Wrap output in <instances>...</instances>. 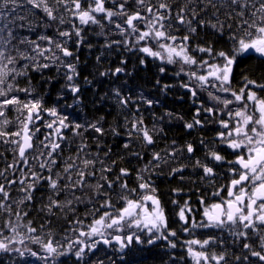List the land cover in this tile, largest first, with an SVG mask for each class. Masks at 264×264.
Masks as SVG:
<instances>
[{"label": "snow or ice", "instance_id": "obj_1", "mask_svg": "<svg viewBox=\"0 0 264 264\" xmlns=\"http://www.w3.org/2000/svg\"><path fill=\"white\" fill-rule=\"evenodd\" d=\"M20 8L24 14L18 12ZM36 10L44 14L43 18L36 17ZM0 20L7 21L0 26V144L10 145L13 156L11 163L0 168V217H5L0 222V252H16L21 256L28 253L45 264H60V258L66 256H73L78 264H93L89 256L100 245L121 254L133 242L153 245L157 240H166L169 247H177L170 239L177 237V232L168 227V217L152 176L158 174L156 170L161 165L178 163V152L194 153L193 144L186 143L181 148L173 141L171 148L151 152L150 159L136 170L137 185L133 188L125 179L131 175L129 169H116L117 162L110 158L111 149H102L97 137L93 152L87 142L84 133L89 130L99 137L105 134L100 121L83 124L71 121L57 106L45 107L43 97L35 94L31 73L55 68L74 104L81 103L77 53L85 43V29L96 26L97 35L105 37L102 48L111 50L115 46L131 56L141 54L136 64L145 68L147 58L158 60L161 75L167 65H175L174 74L186 77L179 87L193 98L206 94L210 106L201 102L192 122L185 123L187 129L203 127L205 123L219 125L205 159L210 158L217 167L229 165V182L211 192L212 197L218 198L216 202L205 204L200 198L199 203L204 205L200 220L188 215L193 209L187 201L183 206L172 201L179 207L176 215L182 222L183 233L194 237L197 229L219 230L217 235L203 240L182 241L188 256L194 264H230L231 258L223 247L227 233L231 244L239 243L244 250L242 255L234 256L235 264H264V96L259 94L264 92V83L245 76L238 91L232 86L233 68L238 61L264 60V0H0ZM105 22L118 30L121 40L107 39L112 33L111 29L105 31ZM65 24L68 27L61 30ZM9 25L29 30L36 26L54 28L55 36L40 35L38 40H30L13 35ZM181 28L184 34L177 35ZM205 28L213 35L226 37L227 49H214L211 42L190 43L198 30ZM14 40L17 42L13 43ZM102 55L103 52L96 56L95 75L100 78L116 80L136 71L135 66L129 68V58L124 56L119 66L104 69ZM21 81L25 86H21ZM83 83L91 85L92 80L85 76ZM126 86L127 80L110 89L123 119L119 126L113 125L108 131L115 137L121 134L120 127L124 129L128 138L123 145L125 149L131 147L133 139L141 142L142 147L154 145V137L163 129L155 122L151 128L145 124L137 101L131 94L121 92V87ZM155 86L164 94L175 87L162 84L159 78ZM20 93L24 94L23 99ZM139 99L148 107L159 103L142 93ZM10 111L15 113L12 118L8 116ZM125 111L130 115H123ZM215 141L230 150L234 158L221 155L223 149L217 151ZM200 144H205L203 138ZM131 155L144 159L142 151H132ZM186 167L179 164L170 168L169 175L180 173L183 180ZM193 168L202 170V179L217 175L214 167L199 159ZM14 185L16 196L12 195ZM45 187L47 192L40 198L38 212L66 221L73 214L68 221L71 227L62 240L55 238L52 229L43 235H33L43 233L47 225L41 224L37 229L31 220L25 219L32 209L34 194ZM113 194L120 207L113 202ZM79 205L86 206L83 218L76 214ZM89 217L91 220L86 223ZM47 224H51V219ZM69 232L73 235H68ZM141 234L147 239H142ZM26 240L38 245L40 251L27 246L23 251L12 247L25 245ZM217 244L223 249L219 254L208 250L210 245ZM107 260L108 264H116L110 256ZM95 264H105V260L96 259Z\"/></svg>", "mask_w": 264, "mask_h": 264}, {"label": "trees", "instance_id": "obj_2", "mask_svg": "<svg viewBox=\"0 0 264 264\" xmlns=\"http://www.w3.org/2000/svg\"><path fill=\"white\" fill-rule=\"evenodd\" d=\"M18 12L20 14H24V9L20 8L18 9ZM43 16L44 14L42 12L36 10L37 18H43ZM9 19H11V17H9ZM6 22L7 21L5 20H0V26ZM18 23L19 22H17V24ZM105 23V31L111 29L112 33L107 37V39L121 40L122 37L117 34L118 30H116L114 26L107 25V22ZM9 27L13 28V35L28 38L30 40H38L40 35L55 36L54 28L46 30L40 26H36L33 30H29L28 28H18L14 25H9ZM67 27L68 25L65 24L62 26L61 30L66 29ZM98 32L99 29L96 28V26L86 28L83 33L85 43L81 45L80 50L77 53L80 58L79 67L81 71L78 81L81 84V103L79 105H75L72 95L63 89L64 81L62 76L57 74L55 68L44 70L43 73H31L32 85L36 89L35 94H39L43 97L45 107L57 106L64 114L68 115L69 120L71 121L82 124L85 123V121H100L105 129V134L102 137H99V134L89 130L84 133L87 142L91 146L93 152L96 151L95 138L97 137L99 138L102 149L110 148V158L111 160H115L117 162L116 169L120 167L129 169L131 175L125 179H127L129 186L133 188L137 185V181L135 179L136 170L143 167V165L150 159L151 152L161 151L166 147L171 148L173 146V141H175L176 145L181 148H183L186 143H192L195 148L194 153L188 154L184 152L181 154L178 152V163L161 165V167L156 170L158 174L152 176L154 186L157 189V195L160 199L164 200L165 198L167 200L166 207L168 208L167 214L169 217V225L170 228L174 230L175 206L172 201L175 199V193H190L191 196H189L187 200L189 203L192 201L191 204H193L201 194H204L207 191V188H212L214 191L230 179L227 172L229 165L224 164L222 167H217L215 163L210 162V158L205 159V153L208 151V148L212 146L214 137L216 136L217 131L220 130L219 125L215 123H205L203 127L197 126L191 130L187 129L185 127V123L192 122L196 108L199 107L200 103L203 102L205 107L210 106L206 94L201 93L198 98H193L187 90L179 87V84L182 81L186 82V77L183 75L176 76L174 74L177 71V66L175 65H167L165 74L161 75L158 72V66L161 62L158 60L153 61L151 58H147V67L145 68L136 64V61H138L141 54L131 56L130 53L126 54L123 48L117 49L115 46L111 50L102 48V45L105 43V37L97 35ZM176 34L183 35V29L181 28L180 32H177ZM192 40H194L195 43L211 42L214 49H227L228 47L226 37L221 38L218 35H213L212 31L207 28L203 31L198 30V34L190 39V43H192ZM16 42L17 41L15 40L13 41V43ZM88 45H91V47L89 48ZM189 50L191 51V48ZM102 52V68L106 69L110 66H119V61L122 56H124V58H129V68L135 66L136 71L129 77L120 76L116 80H112L110 78H100L98 75H95L97 64L96 56L101 55ZM197 59H199V55L197 56ZM85 76L92 80L91 85H85L83 83ZM245 76L248 79L256 80L258 83H264V60L252 58L244 62H237V65L233 68L232 75V86L237 91L242 86ZM49 77L51 78L50 81ZM158 78L162 84L169 83L175 85V87L170 88L166 94L161 93L159 88L155 86V81ZM125 80H127V86L121 87V92L125 95L131 94L133 100L137 101L140 107V114L143 115L145 124L151 128L155 122L158 128L163 129V132L160 133L159 136L154 137V145L142 147L139 146L141 142L133 139L131 147L129 149H125L123 145L127 142L128 138L124 129L120 127L118 130L121 134L115 137L108 131V129L113 125L119 126L123 119L122 115L118 112L117 105L114 102L110 89L113 87H120ZM21 86H25L24 81H21ZM141 93L148 99H152L154 101L158 100L159 103H154L151 107H148L139 99ZM262 93L264 94V92L259 94L264 96ZM105 94L107 95L105 96ZM19 95L22 99L24 98L23 93H20ZM60 97H62V99ZM194 100L195 103L193 102ZM68 105H71V107H68ZM129 108H132V106L129 105ZM132 110L134 111V109ZM167 113H171L172 115L169 116ZM14 115L15 113L11 111L8 113L9 118L14 117ZM123 115H130V113L125 111ZM200 118H204L203 112L201 113ZM218 118L220 117H217V119ZM223 118L227 119L226 116ZM45 119H48V117L45 116ZM11 130L13 129L9 128V131ZM43 131L44 129L41 128V132ZM66 134L70 135V133ZM201 138L205 141L204 145L200 144ZM215 143L217 151L223 149V151H221V155L226 156L228 159L234 158L231 155L230 150L227 151L219 144L218 141H215ZM74 147L75 144H73V148ZM132 151H142L144 159L138 160L135 156L131 155ZM0 153L3 154L0 156V168H4L8 163L12 162L13 156L10 150V145L0 144ZM67 154L68 151L65 150V155ZM101 155L103 156V151H101ZM197 159L204 163H209V166L214 167L217 175L215 177L202 179V170L200 171L201 175L198 173L195 174L193 171L196 170V168H193V165ZM179 164L187 165L183 172V180L180 179V173H177L176 175H169L170 168L177 167ZM116 169H114V171H116ZM109 179H112V176H109ZM210 180L214 181V183H210ZM16 187V185L13 186V196L17 195L15 191ZM177 189L180 191H174ZM116 191H119V189L117 188ZM137 191L139 192V189ZM46 192V187L39 188L37 190L34 194L32 209L29 211V214L25 219L31 220L32 226L37 229L40 228L41 224L47 225V227L43 230V233L38 231L33 235H43L48 231V229H52L55 238L57 240H62V236L65 231L71 227L68 221L73 219V214H69L66 221L63 218L56 219L55 217H48L44 213L38 212L37 209L41 203L40 198ZM113 202L116 203L114 194ZM181 202L184 204L185 200H182ZM116 207H120V204L116 203ZM85 210V205H79L77 207L76 214L83 218ZM3 219H5V217H0V222H2ZM49 219H51V224H47ZM90 220L91 217L88 218L86 223L90 222ZM8 234L9 233L5 232V235ZM68 235L71 236L73 234L69 232ZM210 235L211 233L209 236ZM213 235H217L215 230L212 233V236ZM192 238L203 240L207 237H170V239L177 244V247L174 249L169 247L168 241L157 240L153 245L136 244L123 254L118 251L116 252V250H110L104 245H100L95 254H90L89 259L93 261V264H95L96 259H104L105 264H108L107 258L109 256L116 261V264H194L188 256L186 248L182 244V241ZM45 239H47L46 236ZM225 239L227 242L223 247L227 249L229 257L231 258L230 264H235L234 256L242 255L244 250L240 249L239 243L231 244L230 237H225ZM25 246L30 247L33 251H40L38 245L32 244L27 240L25 241V245L16 244L12 247H18L23 251ZM208 250L210 252L214 250L217 254H219L223 249L219 244H217L215 246L210 245ZM120 256L123 258L119 259L118 257ZM0 264H45V262L39 259L38 256L34 257L28 253L21 256L16 252H0ZM60 264H78V261L73 256H66L60 258Z\"/></svg>", "mask_w": 264, "mask_h": 264}, {"label": "flooded vegetation", "instance_id": "obj_3", "mask_svg": "<svg viewBox=\"0 0 264 264\" xmlns=\"http://www.w3.org/2000/svg\"><path fill=\"white\" fill-rule=\"evenodd\" d=\"M222 146H223V148H225L228 151V149L224 145H222ZM210 181H212V180H210ZM206 190L207 191L204 194H201L197 198L196 202L193 203V204H191L192 201L190 203L188 202L187 199L189 198V196H191V194L190 193L188 194L187 192L186 193H175L174 201H177L180 206L184 205L181 202L182 200L187 201L189 206L193 209V212L191 214H188V215L195 216V218L197 220H200L202 218V211H203V207H204V205H201L199 203L200 198L204 199L205 204H210L212 202H216L217 199H218V198H215V197L211 196V192L213 191L212 188H207ZM160 201H161L162 206L165 209L166 216L168 217V214H167L168 208L166 207L167 200L164 198V200L160 199ZM174 206H175V208H174V212H175L174 230L177 232V237H193V235L188 234V233H183L181 231V228H182L183 225H182V222L179 221L178 216L176 215V213L179 211V207L176 204H174ZM168 227H169V229H171L170 225H169V217H168ZM214 230H215V232L217 234L219 233V230H216V229H197V230H195L194 237H208L210 233H211L210 236H212V233H213ZM141 236L142 237H147L144 234H141ZM224 236L228 237L227 233H224ZM173 238H176V237H173ZM106 247H108V246H106ZM109 248H112V247H109Z\"/></svg>", "mask_w": 264, "mask_h": 264}, {"label": "bare ground", "instance_id": "obj_4", "mask_svg": "<svg viewBox=\"0 0 264 264\" xmlns=\"http://www.w3.org/2000/svg\"><path fill=\"white\" fill-rule=\"evenodd\" d=\"M200 171H201V169H198V168H196V170H194L193 172L196 174V173H198L199 175H201L200 174ZM229 182V180L225 183V184H227Z\"/></svg>", "mask_w": 264, "mask_h": 264}]
</instances>
